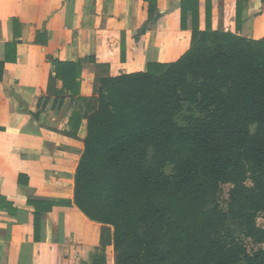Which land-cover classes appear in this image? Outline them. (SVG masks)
<instances>
[{
  "label": "trees",
  "instance_id": "obj_1",
  "mask_svg": "<svg viewBox=\"0 0 264 264\" xmlns=\"http://www.w3.org/2000/svg\"><path fill=\"white\" fill-rule=\"evenodd\" d=\"M145 1L154 16L157 0ZM198 4L182 0L181 27L191 18L192 45L179 59L100 78L96 108L85 114L75 203L91 220L113 226L117 264H264V247L249 252L222 234L239 207L247 235L264 243L255 221L264 212V36L213 30L210 1L201 30ZM5 52L6 61H16L17 42ZM54 63L63 90L79 95L80 67ZM184 103L204 115L178 124ZM82 118L73 114L75 130ZM170 164L172 175L165 172ZM223 183L232 185L228 212L216 197Z\"/></svg>",
  "mask_w": 264,
  "mask_h": 264
},
{
  "label": "crops",
  "instance_id": "obj_2",
  "mask_svg": "<svg viewBox=\"0 0 264 264\" xmlns=\"http://www.w3.org/2000/svg\"><path fill=\"white\" fill-rule=\"evenodd\" d=\"M209 1L213 30L264 36V0H198L201 30ZM181 6L157 0L150 17L145 0H0V264H117L113 226L75 203L85 114L100 78L174 62L191 47ZM9 42L16 61H6ZM55 60L80 67L79 95L63 90Z\"/></svg>",
  "mask_w": 264,
  "mask_h": 264
},
{
  "label": "rangeland",
  "instance_id": "obj_3",
  "mask_svg": "<svg viewBox=\"0 0 264 264\" xmlns=\"http://www.w3.org/2000/svg\"><path fill=\"white\" fill-rule=\"evenodd\" d=\"M93 108H96L97 101L93 102ZM204 115L203 112L197 105L184 103L180 113L176 117V121L178 124L182 126H186L190 123L191 117H198ZM252 131L255 130V126H252ZM165 172L167 174L172 175L174 173V165H168L165 168ZM231 184L223 183L221 184L219 190L216 193V197L218 199L220 207L225 211H230L232 209L231 200H230V189ZM239 207H236V212H229L228 219L225 224V230L223 231V235L229 236L231 235L233 238L244 242L249 252L255 251L258 247H264L263 244H255L253 240L247 235V222L248 216L245 213H242ZM256 224L260 227L264 228V212L257 213L255 217ZM228 236V237H229Z\"/></svg>",
  "mask_w": 264,
  "mask_h": 264
}]
</instances>
